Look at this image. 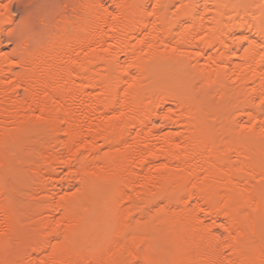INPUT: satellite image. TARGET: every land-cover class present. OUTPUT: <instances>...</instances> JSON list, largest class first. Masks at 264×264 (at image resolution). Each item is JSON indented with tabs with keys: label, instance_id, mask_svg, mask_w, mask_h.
Segmentation results:
<instances>
[{
	"label": "bare ground",
	"instance_id": "1",
	"mask_svg": "<svg viewBox=\"0 0 264 264\" xmlns=\"http://www.w3.org/2000/svg\"><path fill=\"white\" fill-rule=\"evenodd\" d=\"M0 264H264V0H0Z\"/></svg>",
	"mask_w": 264,
	"mask_h": 264
},
{
	"label": "rangeland",
	"instance_id": "2",
	"mask_svg": "<svg viewBox=\"0 0 264 264\" xmlns=\"http://www.w3.org/2000/svg\"><path fill=\"white\" fill-rule=\"evenodd\" d=\"M14 2V1H13ZM12 2V8H11V11H12V15H14L15 16V18L16 19H19V17H21V16H19V15H21L22 13H23V11L24 10H26L27 9V7H23L21 4L19 5L18 3H16V2H14L13 3ZM25 6V5H24ZM21 10V11H20ZM20 12V13H19ZM3 46L5 47V50H6V48L8 49H11V47H12V45L10 44V43H8V42H6V41H4L3 40ZM7 51V50H6ZM59 178L61 179V180H65L66 178H67V176H66V174H64V173H61L60 175H59ZM63 180V183L65 182ZM62 182V181H61ZM62 183V185H64V186H62V187H64V188H66V185L65 184H63ZM61 187V188H62ZM63 189V188H62Z\"/></svg>",
	"mask_w": 264,
	"mask_h": 264
}]
</instances>
